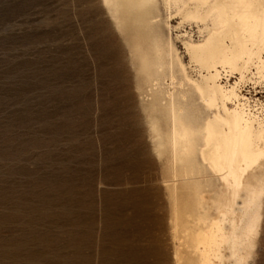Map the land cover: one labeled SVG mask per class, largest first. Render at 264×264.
I'll return each mask as SVG.
<instances>
[{"label":"bare ground","instance_id":"1","mask_svg":"<svg viewBox=\"0 0 264 264\" xmlns=\"http://www.w3.org/2000/svg\"><path fill=\"white\" fill-rule=\"evenodd\" d=\"M76 2V27H69L68 16L62 31L66 38L76 34L75 43L62 45L67 65L77 49L76 89L64 85L61 67H32L21 81L0 80V116L23 103L0 119V143L5 142L0 158L14 152V129L60 135L86 125L94 99L99 128L106 117L121 122L123 113L124 119L144 124L162 165L165 196L164 204L153 199L161 194L148 182L153 178L141 175L144 150L127 136L123 144L135 146L139 155L118 163L112 178L128 186L102 224L105 232L99 235L111 247L101 264H260L264 0ZM17 70L8 67L2 75L14 79ZM130 74L138 98L133 110L125 102ZM66 96L77 100L62 102ZM76 111L80 116L73 118ZM57 115L64 117L56 120ZM35 142L21 140L18 146ZM20 195L3 192L4 198ZM92 227L97 229L96 219ZM89 240L83 229L80 241Z\"/></svg>","mask_w":264,"mask_h":264},{"label":"rangeland","instance_id":"2","mask_svg":"<svg viewBox=\"0 0 264 264\" xmlns=\"http://www.w3.org/2000/svg\"><path fill=\"white\" fill-rule=\"evenodd\" d=\"M77 9L76 0H0V80L21 81L32 67H61L66 74L64 85L76 89L77 49H72L73 61L68 65L62 49L67 41L76 42V34L66 38L62 31L67 27L68 16L69 27L75 29ZM186 27L196 31L195 25ZM8 67H19L14 79L2 75ZM128 79L130 96L125 102L131 110L138 109L134 78L130 74ZM62 99L71 102L77 97ZM16 107H23V103L16 102L5 109L0 119H6V112ZM108 107L105 105L104 109ZM96 108L93 99L86 125L80 123L70 133L52 135L14 129V152L7 159L0 158V264H101L105 250L111 247L107 237L99 235L105 232L102 224L111 204L126 196L128 186L115 184L112 178L118 163H124L130 155H139L135 146L123 144L127 136L143 148L139 155L145 161L141 175L153 178L148 182L159 187L161 194L160 199H153L164 204L160 181L163 169L151 151L144 124L124 119L123 113L121 122L106 117L104 127L99 128ZM75 116L80 114L76 111ZM63 117L57 115L55 119ZM111 122L119 125L112 127ZM34 125L39 126L40 122ZM139 128L142 134L133 135L134 129ZM35 138L37 142L32 145L18 146L21 140ZM0 145L5 148L4 141ZM122 171L124 176L128 174L127 170ZM4 189L21 195L4 198ZM94 219L97 229L92 227ZM83 229L90 236L85 244L80 241ZM260 264H264V254Z\"/></svg>","mask_w":264,"mask_h":264}]
</instances>
